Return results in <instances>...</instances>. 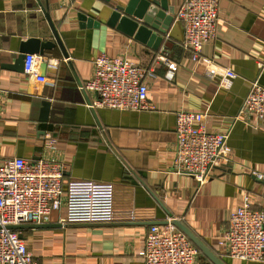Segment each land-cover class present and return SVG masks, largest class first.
<instances>
[{
    "label": "crops",
    "instance_id": "0c3cea01",
    "mask_svg": "<svg viewBox=\"0 0 264 264\" xmlns=\"http://www.w3.org/2000/svg\"><path fill=\"white\" fill-rule=\"evenodd\" d=\"M129 1L0 0V163L51 155L64 166V185L90 180L108 185L113 195L110 222L63 223L61 207L40 225L24 224L18 230L27 249L37 264H144L137 252L149 226L174 216L224 264H264L221 256L217 246L244 194L264 211V180L251 173H264V120L253 127L255 117L241 110L249 82L264 86V0H219L214 37L199 60L184 46L183 23L176 17L183 0H135L133 10L147 1L162 12L161 23L168 22L165 33L153 29L161 37L155 48L106 24L112 9ZM80 13L93 23L81 26ZM29 38L54 42L44 52L46 66L39 64L34 75L19 60L21 43ZM125 46L150 71L147 100L153 107H90L95 95L79 85L91 77L93 58L119 55ZM224 68L237 76L225 75ZM179 108L204 112L208 130L228 133L230 163L216 167L202 184L173 171ZM48 136L56 138L54 151L44 148ZM199 261L212 264L201 253Z\"/></svg>",
    "mask_w": 264,
    "mask_h": 264
},
{
    "label": "built area",
    "instance_id": "2783aa9c",
    "mask_svg": "<svg viewBox=\"0 0 264 264\" xmlns=\"http://www.w3.org/2000/svg\"><path fill=\"white\" fill-rule=\"evenodd\" d=\"M176 17L183 23L184 46L193 60H199L203 57V46L214 37L219 0H183ZM128 51L125 46L119 55L99 53L93 58L91 77L79 85L80 89L94 93L90 107L120 110L153 107L147 100L150 71L145 72ZM158 58L170 70L177 69V64L165 56ZM44 61L45 55L27 54L23 71L37 74L39 64ZM224 72L229 77L237 76L229 68H224ZM38 77L40 82H49L43 76ZM241 110L255 117L253 127L257 128L264 120V86L257 79L249 82ZM205 118L204 112L183 108L175 111L173 171L191 176L198 184L210 178L216 167L231 161L228 133L208 130ZM43 145L47 151H54L56 138L48 136ZM63 173V164L51 155L32 161L15 156L0 163V264H37L19 230L12 226L41 224L53 210L65 209L63 223L113 220V195L108 185L78 179L64 185ZM251 173L264 180L263 172ZM173 218L176 217L149 226L144 244L137 252L144 264H202L199 250L171 224ZM217 246L221 256L264 260V211L251 206L249 194H244L242 203L230 212Z\"/></svg>",
    "mask_w": 264,
    "mask_h": 264
},
{
    "label": "water",
    "instance_id": "95a60500",
    "mask_svg": "<svg viewBox=\"0 0 264 264\" xmlns=\"http://www.w3.org/2000/svg\"><path fill=\"white\" fill-rule=\"evenodd\" d=\"M135 0H130L126 4H117L112 11L110 12L106 24L116 28L117 30L123 32L124 34L133 37L135 40L145 43L149 46L156 47V43L161 40L160 35L156 34L153 29L157 30L160 33H165L168 22L161 23L160 17H162V12L157 11L156 7H148L147 1L139 6L137 10H133V4ZM47 20L50 24L52 34L56 44L61 48L62 54L64 57H67L68 54L63 47L61 38L52 24L49 16L47 15ZM81 22L80 25L90 26L93 21L91 18H87L84 14L80 13L78 15ZM162 24V25H161ZM54 46V42L49 40H40L38 38H29L24 40L21 43L19 60L23 64L24 58L27 54H38L44 55L46 50L51 49ZM46 62H42L41 66L45 67ZM164 221L163 223H165ZM171 224L174 225L177 229L183 232L190 242L196 246L199 252L206 257L212 264H224L223 261L215 255L206 244L200 240L189 228L184 224V222L179 218H173ZM28 226H36L40 224H26ZM24 227V225H15L12 228L19 229ZM20 237L22 235L20 234Z\"/></svg>",
    "mask_w": 264,
    "mask_h": 264
}]
</instances>
